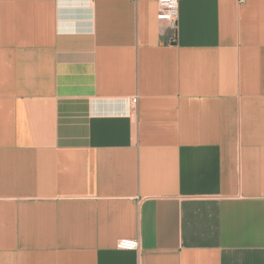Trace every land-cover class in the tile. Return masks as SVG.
<instances>
[{
	"label": "crops",
	"instance_id": "crops-1",
	"mask_svg": "<svg viewBox=\"0 0 264 264\" xmlns=\"http://www.w3.org/2000/svg\"><path fill=\"white\" fill-rule=\"evenodd\" d=\"M157 12L0 0V264H264V0Z\"/></svg>",
	"mask_w": 264,
	"mask_h": 264
},
{
	"label": "built area",
	"instance_id": "built-area-1",
	"mask_svg": "<svg viewBox=\"0 0 264 264\" xmlns=\"http://www.w3.org/2000/svg\"><path fill=\"white\" fill-rule=\"evenodd\" d=\"M244 1V0H240ZM157 2V19L159 21L166 22L168 30L174 37L176 21L178 15V0H156ZM132 103H136L135 99H132ZM116 248L119 250L134 251L139 249V242L131 239H120L116 243Z\"/></svg>",
	"mask_w": 264,
	"mask_h": 264
}]
</instances>
